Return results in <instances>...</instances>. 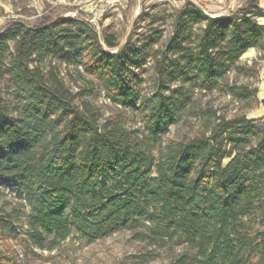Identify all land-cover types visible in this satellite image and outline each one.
<instances>
[{"label": "trees", "instance_id": "1", "mask_svg": "<svg viewBox=\"0 0 264 264\" xmlns=\"http://www.w3.org/2000/svg\"><path fill=\"white\" fill-rule=\"evenodd\" d=\"M203 7L188 0L164 39L132 33L122 45L78 15L0 28V186L19 203L0 207V264L122 230L182 246L171 264H264V117H248L261 100L241 80L258 75L243 55L264 58V7ZM102 92L141 125L105 117Z\"/></svg>", "mask_w": 264, "mask_h": 264}, {"label": "rangeland", "instance_id": "2", "mask_svg": "<svg viewBox=\"0 0 264 264\" xmlns=\"http://www.w3.org/2000/svg\"><path fill=\"white\" fill-rule=\"evenodd\" d=\"M198 5H203L205 11L216 16L229 14L239 8L245 0H190ZM188 0H0V18L5 24L13 18H22L26 21H34L41 15H78L92 24L101 34L104 31L116 34L121 45L133 33V40L140 43L146 37L156 34L169 35L172 19L177 12L183 9ZM260 4L264 7L260 0ZM262 18V19H261ZM259 20L261 23L264 17ZM2 24V26H4ZM264 24V23H263ZM256 48L242 56V61L252 65L257 63L258 75L251 78L241 77L243 81H249L258 88V98L264 100V58ZM150 58L142 66V77L146 82L142 87L148 86L150 80ZM149 69V70H148ZM8 102L13 101L11 94L5 93ZM100 106L105 117L116 116L124 113L131 126H140L135 121L130 111L123 112L114 105L102 92L94 98ZM248 111V117H264V103ZM213 103L219 107L227 105L228 112L233 114L238 110V105L231 101L229 96L219 95L213 97ZM179 133L186 130L179 126ZM176 134V127L172 126L169 135ZM19 206L17 199L8 187L0 186V207L10 209ZM28 210V208H26ZM182 246H176L173 251L162 246H150L145 241L135 237L133 230L117 231L102 239L87 242L74 234L64 240L60 246L53 250L34 249L36 254L31 259H26L25 264H171L174 255ZM145 252H150L149 260L144 262Z\"/></svg>", "mask_w": 264, "mask_h": 264}, {"label": "crops", "instance_id": "3", "mask_svg": "<svg viewBox=\"0 0 264 264\" xmlns=\"http://www.w3.org/2000/svg\"><path fill=\"white\" fill-rule=\"evenodd\" d=\"M261 2H262V4L264 5V0H261ZM263 23H264V21H263ZM2 24H4V23H3V20L0 18V26H1Z\"/></svg>", "mask_w": 264, "mask_h": 264}, {"label": "water", "instance_id": "4", "mask_svg": "<svg viewBox=\"0 0 264 264\" xmlns=\"http://www.w3.org/2000/svg\"><path fill=\"white\" fill-rule=\"evenodd\" d=\"M206 13L209 14L210 16H212V17H217L216 15L210 14L207 11H206Z\"/></svg>", "mask_w": 264, "mask_h": 264}]
</instances>
